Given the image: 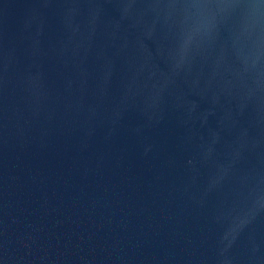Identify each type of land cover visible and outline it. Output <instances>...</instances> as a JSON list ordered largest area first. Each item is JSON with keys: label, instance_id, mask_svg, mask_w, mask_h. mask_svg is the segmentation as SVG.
<instances>
[{"label": "water", "instance_id": "1", "mask_svg": "<svg viewBox=\"0 0 264 264\" xmlns=\"http://www.w3.org/2000/svg\"><path fill=\"white\" fill-rule=\"evenodd\" d=\"M0 264H264V0H0Z\"/></svg>", "mask_w": 264, "mask_h": 264}]
</instances>
